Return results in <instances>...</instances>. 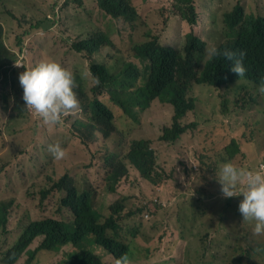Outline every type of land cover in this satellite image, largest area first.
Here are the masks:
<instances>
[{
    "label": "rangeland",
    "instance_id": "1",
    "mask_svg": "<svg viewBox=\"0 0 264 264\" xmlns=\"http://www.w3.org/2000/svg\"><path fill=\"white\" fill-rule=\"evenodd\" d=\"M132 1L145 19L141 30L151 29L161 42L177 49L185 46L191 31L206 43V48L224 41L222 18L236 4L242 5L247 15L264 16V0H192L197 23L188 26L174 9V0ZM0 25L4 30V45L16 56L15 65L20 66L16 68L30 69L40 59L58 62L71 72L85 76L83 87L87 93L94 87L88 74L90 60L102 62L110 69L125 60L140 65L132 57L129 40L122 36L131 30V25L106 16L97 8L96 0H0ZM103 33L109 35L114 47H104L90 58L72 50L73 43ZM134 41L142 42L138 36ZM37 47L42 49L43 56ZM191 95L196 98L197 107L182 123H195L196 128L174 144L159 141L162 129L172 122L173 109L169 104L154 101L137 121L127 119L114 105L110 104V109L115 128L120 132L116 136L120 137L123 129L131 130L130 141L152 142L161 165L172 164L173 169H187L189 165L202 170L205 176L200 171L190 172L181 179L167 181L158 189L131 172L115 194L107 192L102 177L95 172L103 171L100 145L105 141L99 132L91 138L85 128L80 126L78 130L76 122L86 120L80 111L53 127L42 125L29 111L30 115L25 118L12 121H7L0 112V168H3L0 202L14 201L7 226L10 233L0 236V264L3 254L20 236L21 226L56 214L55 201L63 194L55 192L40 204V191L65 173L75 178L77 187L84 179L89 186H101L95 206L99 211L128 198L123 214L133 213V216L124 219L122 238L135 260L141 256L139 251L147 249L148 252L146 259L134 264H182L183 255L191 264H230L238 254L248 255L256 264H264V236L249 233L248 228L252 230L253 225L243 222L238 210L241 201L235 197L223 198L221 190L218 191L220 184H213L226 162L222 160V150L232 138L239 143L252 169L264 168V98L258 91L217 90L207 85H193ZM223 101L229 102L230 113L226 116L219 113ZM56 143L67 152L63 160H55L48 151L49 145ZM114 148L119 151L121 147L117 144ZM164 150L169 152L167 160L160 157ZM155 199L158 204L154 203ZM170 205L173 211H168ZM183 207L195 209L197 214L187 238L181 237L183 227L177 221V213ZM187 215L191 218L189 212ZM63 217L68 215L65 213ZM35 248L33 245L30 250ZM66 251L48 256L37 254L31 264H61L68 258ZM96 252L105 264H113L112 257L103 250ZM27 259L28 255L24 254L16 264H27Z\"/></svg>",
    "mask_w": 264,
    "mask_h": 264
},
{
    "label": "trees",
    "instance_id": "2",
    "mask_svg": "<svg viewBox=\"0 0 264 264\" xmlns=\"http://www.w3.org/2000/svg\"><path fill=\"white\" fill-rule=\"evenodd\" d=\"M173 2L174 9L183 22L188 26L197 23L192 0ZM96 6L112 20L131 25V30L122 33V36L129 40L132 57L141 65L125 60L122 65L110 69L102 62L90 60L88 74L91 78L99 77L100 80L99 85H94L90 93H87L83 87L85 76L72 72L79 85L75 91L81 105L80 112L86 118L85 121L76 122L77 128L78 130L80 126L85 128L91 138L95 132H99L105 141L100 145L103 171L95 170L97 175L102 177L103 186L107 192L115 194L119 184L128 178L131 172L138 175L145 184L158 189H162L167 181L181 179L190 172L198 174L200 171L205 176L202 170L193 166L188 165L187 169H173L172 164L166 167L161 165L152 142L147 139L130 141L131 130L123 129L120 137L116 136L120 132L115 128L110 104L121 110L127 119L131 118L134 121H137L140 114L149 109L154 101L169 104L173 109L172 122L169 127L162 129L159 141L164 144H174L185 133L196 128L195 123H182V120L197 107V100L191 95L193 85H207L217 90L235 88L237 92L249 90L257 93L261 78L264 77V16L247 15L240 4H236L230 12L223 15L221 32L224 41L216 47L234 52L236 58H239L241 51L246 53L243 62L247 71L245 76L239 78L231 71L233 61L226 60L222 56L211 60L206 58V43L193 31L187 35L185 46L177 49L161 42L159 35L151 29L141 30L140 27L145 19L141 17L132 0H96ZM55 12L58 15V12ZM135 36H138L142 42H135ZM114 46L109 35L103 33L73 43L72 50L90 58L100 49ZM36 50L43 56L40 47ZM16 60V56L4 45V30L0 25V112L7 121L21 120L30 115L25 109L22 99L23 89L19 84V74L27 68L14 67ZM47 61L49 60L40 59L34 65ZM241 80L244 82L238 84ZM259 96L262 97L260 94ZM26 112L28 114H25ZM219 113L221 116L230 113L228 101L221 103ZM117 144L121 147L119 151L114 148ZM168 156L169 152L164 150L160 157L167 160ZM222 160L231 161L238 167L252 169V164L249 161L247 163L239 143L234 138L224 146ZM2 169L0 168V173ZM193 169L198 171L195 172ZM91 181H94L92 177ZM75 182V178L65 173L52 182L50 187L40 191V204L55 192L63 194L55 201L56 214L21 226L20 236L3 254L2 264H16L24 254L28 255L26 263L31 264L37 254L48 256L62 253L65 249H68L65 252L68 258L61 264H105L103 258L96 252L97 249L110 255L113 264L115 259L124 254H127L133 262L148 257L145 249L139 251L141 256L135 260L129 245L122 238L121 227L124 219L133 216V213L123 214L127 210L128 198L119 199L105 210L99 211L95 206L101 186H89L86 179L79 183L80 187H77ZM215 182L217 179L214 185ZM212 193L213 191L207 195ZM235 199L242 201L243 196ZM154 203L158 204L156 199ZM167 209L173 211L171 205ZM13 210L14 201L0 202V236L10 233L7 226ZM187 212L191 218L188 217ZM65 213L68 218L63 217ZM196 216V210L187 207L181 208L177 213V221L183 227L180 231L182 238L191 235ZM248 230L253 234V228ZM33 245L36 248L30 250ZM183 257L182 264H191L188 258L184 255ZM246 262L256 264L248 255L243 254L233 257L230 264Z\"/></svg>",
    "mask_w": 264,
    "mask_h": 264
},
{
    "label": "clouds",
    "instance_id": "3",
    "mask_svg": "<svg viewBox=\"0 0 264 264\" xmlns=\"http://www.w3.org/2000/svg\"><path fill=\"white\" fill-rule=\"evenodd\" d=\"M205 56L211 60L222 56L233 61L231 71L240 77L245 76L244 57L239 58L230 50H220L216 46L205 49ZM17 67H20L16 65ZM14 65V67H16ZM92 83L99 85V77H92ZM19 84L23 89L22 99L25 109L37 116L44 126H57L63 118L74 116L81 111L80 101L75 89L79 87L74 74L55 61L41 62L19 74ZM264 97V77L257 88ZM49 153L57 161L63 160L67 152L59 143L49 145ZM217 182L221 186L223 198L243 196L239 213L243 222L253 224V234L264 236V168L246 169L229 161L221 165ZM115 264H134L127 254L115 259Z\"/></svg>",
    "mask_w": 264,
    "mask_h": 264
},
{
    "label": "built area",
    "instance_id": "4",
    "mask_svg": "<svg viewBox=\"0 0 264 264\" xmlns=\"http://www.w3.org/2000/svg\"><path fill=\"white\" fill-rule=\"evenodd\" d=\"M16 66V65H15ZM17 67V66H16Z\"/></svg>",
    "mask_w": 264,
    "mask_h": 264
}]
</instances>
